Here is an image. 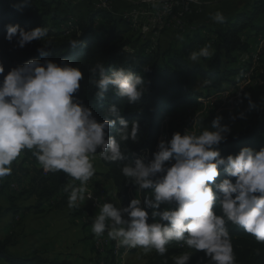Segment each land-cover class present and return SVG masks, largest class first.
Masks as SVG:
<instances>
[{
    "label": "clouds",
    "instance_id": "1",
    "mask_svg": "<svg viewBox=\"0 0 264 264\" xmlns=\"http://www.w3.org/2000/svg\"><path fill=\"white\" fill-rule=\"evenodd\" d=\"M211 19L225 21L219 11ZM5 28V39H15L20 48L46 35L42 27ZM78 44L77 39L69 42L72 48ZM48 46L37 48L41 57L48 55ZM213 55L212 46L205 44L188 58L197 62ZM89 71L98 77L92 81L96 101L105 100L109 89L129 105L144 94L143 77L131 70L110 68L106 73L104 65L97 63ZM0 76V180L11 175L13 163L30 151L45 173L63 172L79 182L65 188L68 207L75 208L93 197L88 190L96 173L93 160L98 156L108 162L124 161L125 142H139V122L125 120L116 105L103 111L105 119H96L78 95L84 79L78 67L30 59L7 74L0 63ZM221 119L213 118L212 131L176 132L171 139L160 140L147 162L140 157L124 164L123 177L142 195L126 207L98 204L92 233L101 237L107 232L120 247L140 248L145 254L155 250L160 256L168 252L171 242H182L192 251L175 256L174 264H189L196 252H203L207 264H236L228 222L264 243V147L259 151L242 147L235 156L222 157L218 146L227 140L230 129ZM117 123L116 135H110ZM220 168L227 178L217 183Z\"/></svg>",
    "mask_w": 264,
    "mask_h": 264
},
{
    "label": "trees",
    "instance_id": "2",
    "mask_svg": "<svg viewBox=\"0 0 264 264\" xmlns=\"http://www.w3.org/2000/svg\"><path fill=\"white\" fill-rule=\"evenodd\" d=\"M69 4V1L56 0H0V63L4 65L5 74L30 59L41 62L47 59L57 64L66 62L78 67L84 75L78 95L86 106L93 109L98 121L105 119L102 113L109 105H116L125 120L139 122V142H125L128 151L124 161L108 162L96 157L106 169L105 178L111 182L116 202L121 207H126L133 198L142 195L132 184L126 182L121 173L122 166L135 160L136 156L144 157L145 162L152 159V153L157 151L162 124H165L164 128L169 135L176 133L177 118L183 115L178 111L179 107L200 106L202 103L198 102L199 99L208 100L217 93L227 92V89L233 90L229 96L236 95L239 92L238 83L245 76L247 80L244 81H248L246 90L252 86L264 88V51L254 63L253 56L257 46L251 44L252 40L257 43L259 37H264V0H248L245 7L251 6L249 12H237L235 16L225 18L223 23H215L210 27L194 23V15L183 18L181 30H174L178 34L177 39H173L162 51L161 37L157 46L152 49L148 39L130 34L127 27L131 29L132 26L113 16L112 12L90 5L84 26L75 24L79 34L77 31L65 33L59 28H55L56 31L48 30L47 21H57L64 26L72 18H55L53 13L61 7L68 8ZM6 25H19L25 31L42 27L46 29V35L41 41L34 40L20 48L15 39L11 42L5 39ZM74 39L79 41L76 48L69 45ZM44 44L50 45L45 48L48 55L41 57L37 48L44 47ZM205 44L212 46L214 55L207 59L200 58V63L191 65L189 53L198 51ZM97 63L104 65L106 73L110 68H125L141 75L145 91L140 100L129 105L111 89L105 93V100H94L96 89L92 81L98 77L93 76L89 69ZM145 68L148 71H143ZM197 80L201 82L199 90L194 88ZM246 90L239 92L238 97L232 101L236 109L234 117L240 128L218 146L222 157L235 156L242 147L255 151L264 147V97L250 99L245 94ZM166 117H169L168 120H165ZM119 128L117 123L109 134L115 136ZM23 154L26 161L38 163L30 151ZM219 171L217 183L227 178L222 168ZM232 179L234 182V178ZM70 181L71 178L63 172L43 174V169L39 168L32 180V191L41 203L48 202L62 193L69 196L68 192L65 193V188ZM3 189L0 187V192ZM79 210L84 215L86 211H91V207ZM215 210L217 214H221L218 207ZM226 226L231 236L236 264H264V243H258L239 226L230 222ZM107 239L110 248L108 249V245L104 246L101 253L105 255L103 264H117L112 251L113 240L110 241L109 237ZM12 245L9 238L0 240V264H58L56 261L48 262L36 254L23 256L11 252ZM167 247L168 252L164 256L156 253L150 264H174L178 249L192 251L183 246L182 242L176 241ZM189 264H207V259L203 252H196Z\"/></svg>",
    "mask_w": 264,
    "mask_h": 264
},
{
    "label": "rangeland",
    "instance_id": "3",
    "mask_svg": "<svg viewBox=\"0 0 264 264\" xmlns=\"http://www.w3.org/2000/svg\"><path fill=\"white\" fill-rule=\"evenodd\" d=\"M61 1H69L70 6L68 8L61 7L57 12L53 11L55 18H67V16L72 18H69L64 26L58 24L57 21H47L48 30L56 31L59 28L63 29L65 33L77 31V34H79L80 31L76 29L75 24L80 27L84 26L87 13L91 8L80 0H76L77 3H72L73 0H56V2ZM137 1L140 0H129V2ZM245 3L247 4L248 0H211L200 14H193L195 17L192 20L196 24L210 27L215 24L211 19V15L217 11L221 12L225 18H231L237 12H249L251 6L245 7ZM114 4L113 16L120 18L119 14L127 6V2L126 0H115ZM127 29L132 34L131 29L128 27ZM177 35L174 28L163 32L160 39L161 51L166 49L173 39H177ZM142 39L147 40L148 36L143 34ZM181 41H184V39ZM257 43L251 41L252 45H258ZM189 62L194 65L200 63V59L197 62L189 59ZM244 78L238 83L239 92L246 90L248 87V81H244L247 78ZM200 87L201 82L197 80L194 88L199 90ZM226 91L217 93L208 100L199 99L198 102L202 103L200 106L179 107L178 111L182 112L183 115L177 118L178 128L176 132L183 135L185 131H189L199 135L204 129L212 131L211 121L217 116L222 117L220 121L222 125L229 127L230 133L228 135L239 130L240 125L234 117L236 109L232 105V101L238 97L239 92L236 95L229 96L228 94L233 93V90L227 89ZM245 94L250 99L262 98L264 97V88L252 86L246 90ZM167 118L169 117H166L165 120H168ZM164 125L162 124L158 142L172 137L164 128ZM93 164L96 173L88 182V190L92 192V198H96V203L100 205L104 202H112L119 206L115 199L112 184L105 178L106 169L97 158L93 160ZM12 168V174L0 180V187L4 188L0 192V240L4 238L11 240L13 245L10 247V251L23 256L36 254L48 262L56 261L58 264H103L105 255L101 253L104 246L108 245V249L110 248V243L107 241V232L101 237H96L91 231L92 222L99 213L98 204L86 200L81 202L78 207L69 208L68 196L63 195V193L59 197H54L53 200L41 203L32 191L34 188L32 180L37 170L41 168L39 164L26 161L24 154H22L18 161L13 163ZM78 184V181L74 182L71 179L68 185ZM12 185L15 188H12ZM100 190L105 192L104 198L103 195H99ZM88 206L91 207V211H86L84 215H81L79 209ZM98 240H102V247L96 246ZM115 243L117 242L113 240V245ZM120 250L117 256L114 255L117 264H150L156 254L155 250L145 254L140 248L126 249V247H121ZM112 251L114 254L113 247ZM184 252L185 248H182L178 249L176 254L180 255Z\"/></svg>",
    "mask_w": 264,
    "mask_h": 264
},
{
    "label": "built area",
    "instance_id": "4",
    "mask_svg": "<svg viewBox=\"0 0 264 264\" xmlns=\"http://www.w3.org/2000/svg\"><path fill=\"white\" fill-rule=\"evenodd\" d=\"M80 1H84L90 7L105 6L115 11V0ZM210 1L199 0L198 3H193L192 0H140L137 2L126 0L127 6L121 10L119 15L131 18L132 35L143 38V34H153L154 44H151L150 47H156L164 31L170 28L181 30L183 18L200 14ZM43 174H45L44 171ZM12 188H15L14 185ZM99 195H103L104 198L105 192L100 190ZM89 201L98 204L96 198L89 199ZM96 246L102 247V240H98Z\"/></svg>",
    "mask_w": 264,
    "mask_h": 264
},
{
    "label": "bare ground",
    "instance_id": "5",
    "mask_svg": "<svg viewBox=\"0 0 264 264\" xmlns=\"http://www.w3.org/2000/svg\"><path fill=\"white\" fill-rule=\"evenodd\" d=\"M95 8H100V9H104V10H107V11H109V12H113L114 10L113 9H110V8H107V7H105V6H95ZM116 13V12H115ZM119 17H120V19H122L125 23H126V25H130V26H132V21H131V18H129V17H122V16H120L119 15ZM147 36H148V41L150 42V44H154V35L153 34H146ZM258 45H256L257 47H256V52H254L255 54H254V56H253V62L255 63V61H257V57L264 51V37L262 38V36L261 37H259L258 38V43H257ZM154 47H152V49H153ZM253 68V67H252ZM252 70V69H251ZM250 70V71H251ZM245 77H247V76H245ZM145 155H147V152L145 151ZM136 158H137V156H136ZM138 158H140V156H138ZM106 243V242H105ZM113 250H114V255H118L119 254V251H121L120 250V246H118L117 245V243H115L113 246ZM123 248V247H122ZM127 249V248H126ZM134 249V248H133ZM130 252H131V250H130ZM124 253V252H123ZM119 258V257H118Z\"/></svg>",
    "mask_w": 264,
    "mask_h": 264
},
{
    "label": "crops",
    "instance_id": "6",
    "mask_svg": "<svg viewBox=\"0 0 264 264\" xmlns=\"http://www.w3.org/2000/svg\"><path fill=\"white\" fill-rule=\"evenodd\" d=\"M72 3H77V1H76V0H75V1L73 0V2H72Z\"/></svg>",
    "mask_w": 264,
    "mask_h": 264
}]
</instances>
